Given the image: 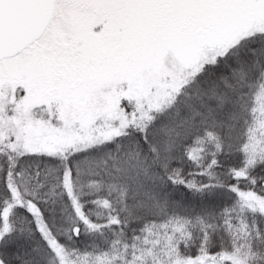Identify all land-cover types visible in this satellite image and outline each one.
<instances>
[{
    "label": "snow or ice",
    "instance_id": "6c2138e0",
    "mask_svg": "<svg viewBox=\"0 0 264 264\" xmlns=\"http://www.w3.org/2000/svg\"><path fill=\"white\" fill-rule=\"evenodd\" d=\"M0 264H264V0H0Z\"/></svg>",
    "mask_w": 264,
    "mask_h": 264
}]
</instances>
